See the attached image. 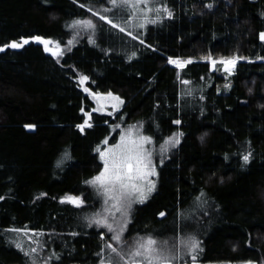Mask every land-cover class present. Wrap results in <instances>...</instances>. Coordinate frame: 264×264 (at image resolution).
Wrapping results in <instances>:
<instances>
[{
    "label": "trees",
    "instance_id": "obj_1",
    "mask_svg": "<svg viewBox=\"0 0 264 264\" xmlns=\"http://www.w3.org/2000/svg\"><path fill=\"white\" fill-rule=\"evenodd\" d=\"M111 4L0 0V264H32L36 247L38 264L101 261L109 234L91 222L100 199L89 182L102 169L97 149L130 125L178 143L126 239L190 236L202 263L264 264V0H162L161 19L137 33L118 25L128 6ZM89 20L77 41L74 22ZM233 58L231 72L211 69ZM83 77L124 103L81 130L94 106Z\"/></svg>",
    "mask_w": 264,
    "mask_h": 264
},
{
    "label": "rangeland",
    "instance_id": "obj_2",
    "mask_svg": "<svg viewBox=\"0 0 264 264\" xmlns=\"http://www.w3.org/2000/svg\"><path fill=\"white\" fill-rule=\"evenodd\" d=\"M109 1L111 3V0ZM119 5L121 4L118 0L117 6ZM127 6L131 14L126 20H122L120 23H118V25L121 29H125L131 33H137L140 29H146L148 25L155 23L159 19H161L162 14L165 13L162 0H147V3H145L144 0H130V3L127 4ZM91 15L98 18L102 17V14L98 11L91 12ZM74 29L78 41L83 36H86L90 32L91 28L81 24L76 25ZM50 42L51 43L49 44V47L53 50L51 53L55 52L58 46L60 49V56L63 51L61 46H59L56 42ZM174 61L181 62L183 64V67L187 64L186 61ZM213 61H215L216 63L213 64ZM221 61L211 60V69L215 70L217 68V64H221L225 68V64L221 63ZM170 64L176 68H183L177 64ZM228 67H230L231 70L233 68L231 64H228ZM80 81H82V79H80ZM81 83L83 87L87 89V92L90 93L89 96L94 103L91 112H85V121H87L88 124H90V121H92V113L115 115L120 112L123 107L124 101L122 97H120L118 94L109 92L111 93V95H109V93L92 92L86 86V80ZM84 125V127L87 126L85 123ZM119 129L120 132L118 138L114 143L104 142L98 148L100 159L101 153L107 154L109 149H114V146L120 144L124 147H132L131 141H135L136 145H142V155L145 157L144 163L148 164L147 170L154 171L155 175L148 176L146 179L143 180L135 181V183L140 185V187L145 192L146 199H144L143 202H140L139 199H137V197L139 196L138 192L132 193L130 195L125 194L123 197L116 199V197H120V193L118 190L114 192H107L105 191L106 186H101L98 183L90 184L98 195V198L100 199V208L91 217V222L96 227L102 229L104 233L109 234L106 250L103 251L102 259L97 264H148V259L146 257H148L149 254H147L144 249H139L142 253H144V255L138 257L133 255V253L139 248V245L144 243L148 238H152L156 241V245L153 246L155 250L151 253L152 264H258L252 261L202 263L196 259L195 255L197 251V245L195 240L190 236L159 240L154 237L139 235L127 240L126 234L131 221L133 209L137 205L145 203L155 191L157 187L159 167L168 158L170 151L176 146L177 142L175 143L174 139L169 140L171 142L165 141L161 144H157L152 137L147 136L143 132L142 127L139 125L121 126L119 127ZM122 137H124L123 141L121 139ZM143 137L150 138V142H142ZM176 141H178V138L176 139ZM105 158H108L107 155ZM101 162L102 169L95 177L99 176L100 173L104 170V160L101 159ZM149 181H152L155 184V187L151 192L147 191L149 187ZM74 198H77L79 201V203L76 204H82L81 200L78 197ZM191 216L192 215H189V218H191ZM108 226H111V231L109 230ZM117 235L120 236V239H113V237ZM23 243L25 246V244H27V241H24ZM194 244L196 245L195 248H193ZM109 245L111 247H109ZM28 248H30L31 250V243L28 245ZM113 249H115V251H113ZM29 253L32 256V264H38L37 262L40 261L39 259H41L42 257L39 253V249L36 247L35 249H32ZM193 257H195V259H193ZM53 261H55V258L48 257L47 260H45V262L42 264H52Z\"/></svg>",
    "mask_w": 264,
    "mask_h": 264
},
{
    "label": "snow or ice",
    "instance_id": "obj_3",
    "mask_svg": "<svg viewBox=\"0 0 264 264\" xmlns=\"http://www.w3.org/2000/svg\"><path fill=\"white\" fill-rule=\"evenodd\" d=\"M145 3H147V0H144ZM111 3L114 6L118 5V0H111ZM119 3L121 5H127L130 3V0H119ZM104 19V17H102ZM154 22V21H153ZM108 23L111 24L112 21L108 20ZM86 25L87 27L91 28L94 27L92 22L89 21H75L74 25ZM123 29H121L122 31ZM260 38L264 40V33L260 34ZM34 41L40 42L44 45V50L47 52H52L53 50L49 47V44L51 43L48 40L43 39L42 37H33ZM29 43V40L25 39L22 43L18 42H12L10 45H7L6 47L11 48H20L23 47L24 44ZM71 43V41H69ZM4 49L0 48V51H3ZM60 49L57 46V50L53 52V55H59ZM170 63L177 64L180 67H183V64L179 61L170 60ZM235 58H233L231 61H221V63L225 64V70L231 72V68L228 67V64H231L233 67L235 65ZM187 63H191V61H188ZM216 62L213 61V64ZM87 77H83L82 81L87 80ZM87 91V89H85ZM111 95V93H109ZM176 123H179V121H176ZM85 124L88 127H91L90 124L85 121ZM85 125H80L79 127L81 130H83ZM28 128H34V125H27ZM122 141L124 140V137L121 138ZM142 142H150V138L143 137ZM171 142V141H169ZM178 143V141H176ZM107 143V141H105ZM132 147H124L120 144L114 146V149H109L107 154L101 153V159L104 160V170L100 173L99 176L95 177L93 181H90L89 183L92 184H100L101 186H106L105 191L107 192H114L119 191L120 197H116V199H119L123 197L125 194H132V193H139V196L137 199H139L140 202H143L144 199H146V195L144 190L140 187V185L136 184V180H143L146 179L148 176L155 175L154 171L147 170L148 164L144 163L145 157L142 155L143 148L142 145H136L135 141H131ZM118 150V151H117ZM99 151V149H97ZM107 155L108 158H105ZM244 161L247 162L249 159V156L243 157ZM118 186V187H117ZM155 187L154 182L149 181V187L147 189L148 192H151ZM73 203H79L77 198L69 197L68 198ZM163 215V213H161ZM109 230L111 231V226H108ZM113 239L119 240L120 236H114ZM154 245H156V241L152 238H148L144 243L139 245V248L133 253L134 256H141L144 255L139 249H144L145 252L148 255L146 257L148 259V264H152L151 259V253L155 250ZM109 247H111L109 245ZM196 245H193V248H195ZM34 251V250H33ZM115 251V249H113ZM195 259V257H193Z\"/></svg>",
    "mask_w": 264,
    "mask_h": 264
},
{
    "label": "water",
    "instance_id": "obj_4",
    "mask_svg": "<svg viewBox=\"0 0 264 264\" xmlns=\"http://www.w3.org/2000/svg\"><path fill=\"white\" fill-rule=\"evenodd\" d=\"M27 40H29V39H27ZM30 41V40H29ZM34 43L35 44H41V45H43L42 43H40V42H37V41H34ZM28 44V43H27ZM44 46V45H43Z\"/></svg>",
    "mask_w": 264,
    "mask_h": 264
}]
</instances>
